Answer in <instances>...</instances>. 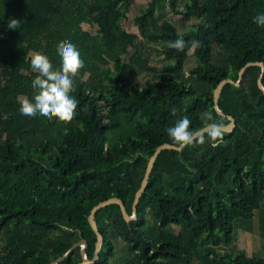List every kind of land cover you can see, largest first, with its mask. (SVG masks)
<instances>
[{"label": "trees", "instance_id": "1", "mask_svg": "<svg viewBox=\"0 0 264 264\" xmlns=\"http://www.w3.org/2000/svg\"><path fill=\"white\" fill-rule=\"evenodd\" d=\"M166 6L181 15L182 30L158 14ZM130 8V0H0V264H51L82 241L86 254L79 247L59 264L94 260L93 207L119 198L134 214L150 158L161 145L179 147L167 128L184 115L193 130L214 119L229 124L230 116L235 125L215 141L205 136L203 144L162 152L136 219L127 221L117 204L97 210L103 242L94 264H114L118 239L129 254L120 264H264L262 66L238 76L246 63L264 62V27L253 20L264 0H152L135 19L136 34L125 25ZM195 17L206 23L186 29ZM11 18L20 29L7 27ZM178 36L188 42L183 51L168 46ZM193 39L201 46L192 47ZM63 40L85 65L71 93L79 101L74 119L21 115L18 97L33 95L31 55L46 54L58 70ZM191 49L196 63L186 77ZM153 52L169 63L152 66ZM226 78L238 85L224 87L221 115L214 92ZM256 210L260 256L222 251L239 230H253ZM148 214L155 223L146 230ZM171 224L181 241L161 236Z\"/></svg>", "mask_w": 264, "mask_h": 264}, {"label": "clouds", "instance_id": "2", "mask_svg": "<svg viewBox=\"0 0 264 264\" xmlns=\"http://www.w3.org/2000/svg\"><path fill=\"white\" fill-rule=\"evenodd\" d=\"M253 20L258 26L264 27V12L257 13ZM7 27L12 30L20 29L21 20L11 18ZM168 46L177 51H183L188 46V42L183 36H178L177 39L169 41ZM191 46L198 48L201 46V41L193 39ZM56 51L60 58L58 70L54 68L46 54L34 52L31 55L30 65L36 72L31 82L33 95L31 98L18 97L21 115L40 116L49 120L56 118L62 122H70L74 119L79 101L71 93L75 91V77L85 66L84 60L76 45L69 40L60 41ZM171 114L177 115L175 108H172ZM205 117L210 118L207 113ZM228 127L229 124L224 119H214L206 125V129L193 130L191 120L184 115L167 128V136L172 143L183 148L205 143V136L212 141L220 139Z\"/></svg>", "mask_w": 264, "mask_h": 264}, {"label": "rangeland", "instance_id": "3", "mask_svg": "<svg viewBox=\"0 0 264 264\" xmlns=\"http://www.w3.org/2000/svg\"><path fill=\"white\" fill-rule=\"evenodd\" d=\"M152 0H130L131 2V8L128 13V19L125 21V25L128 31L132 32H138V29L135 24V19L138 15L141 14V11L143 10V6L146 4H149ZM164 12L166 15V18L168 20H171L173 24H175L179 29H183L184 27L181 26V15L176 14V12L172 11L168 6L164 8L157 7L158 14ZM204 24L206 23V20L204 18L195 17L190 22H188L185 27L188 29L189 27L195 25V24ZM190 56L187 59L184 73L186 77L190 76V69L195 65L196 59L193 56V50H190ZM223 57H221L218 54V50L214 49V62H219ZM166 63H169L165 59L164 54L153 52L150 57V64L154 67H161L162 65H165ZM154 78L153 74H149L144 79H142V83L145 82L147 79ZM147 225L144 227L146 230L150 227H153L155 221L153 216L151 214L147 215ZM149 234V232H148ZM261 235H262V226H261V213L256 210L254 214V225L253 230L251 232H245L243 230H239L236 235V239L233 243L229 245H223L220 247L222 251H228V252H235L237 250H245L247 251V254L250 257L260 256V249H261ZM161 236L164 238H171L174 240L181 241L178 236V227L174 224L169 225L164 231L161 232ZM178 236V237H177ZM121 239H118L116 242L117 245V252L115 257L113 258L114 264H120L128 257L127 248L124 245L122 241H119ZM200 241V237L197 234H194L193 237V245L196 247L198 246V243ZM193 264H198L197 261H194Z\"/></svg>", "mask_w": 264, "mask_h": 264}, {"label": "water", "instance_id": "4", "mask_svg": "<svg viewBox=\"0 0 264 264\" xmlns=\"http://www.w3.org/2000/svg\"><path fill=\"white\" fill-rule=\"evenodd\" d=\"M254 64H257V65H260L262 66V74L261 76L259 77V80H258V84L259 86L264 89V62H248L246 63L238 72V76H239V79L242 77V74L245 70L246 67L250 66V65H254ZM228 83H232V84H235V85H238V81L237 82H234L233 79L231 78H226V79H223L217 86V88L215 89V92H214V107L217 109V111L221 114V115H225L221 109L219 108L218 106V103H219V100H220V95L224 89V87L228 84ZM230 120L231 122L229 123V127L226 131H232L233 128H234V119L232 116H230ZM201 129H206V126L201 128ZM185 147L181 148V147H177V146H173V145H170V144H164V145H161L159 146L155 153L153 154V156L150 158L149 160V163H148V167H147V170H146V174H145V177L142 181V184H141V187L140 189L138 190V192L136 193V196H135V200H134V203H133V215H130L128 213V210L126 209V205L125 203L119 199V198H111V199H108L106 201H103L101 202L100 204H97L96 206L93 207V211L90 215V222L93 226V230L96 232V235H97V245H96V251H95V258L94 260H90L86 255H85V260H84V263L83 264H94L98 258H99V253H100V250H101V247H102V242H103V237H102V234L99 230V227H98V224H97V221L95 219V214L97 212V210L101 209L102 207L104 206H107L109 204L113 205V204H117V205H120L121 206V210H122V213H123V216L124 218L127 220V221H131L133 219H136L137 218V208H138V204H139V200H140V197L141 195L143 194L144 190L146 189L147 185H148V182H149V178H150V175L153 171V168H154V165H155V162L156 160L158 159V157L160 156V154L162 152H164L165 150H175V151H182ZM88 242L87 241H82L80 243H77L75 244V246L70 250V252L64 256V257H60L58 258L56 261L52 262L51 264H59L60 262L62 261H65L67 258H69L75 251L76 249H78L79 247H83V253L86 254V249L88 248Z\"/></svg>", "mask_w": 264, "mask_h": 264}]
</instances>
